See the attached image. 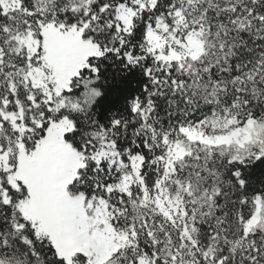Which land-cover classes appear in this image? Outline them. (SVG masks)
<instances>
[{"label": "snow or ice", "instance_id": "snow-or-ice-1", "mask_svg": "<svg viewBox=\"0 0 264 264\" xmlns=\"http://www.w3.org/2000/svg\"><path fill=\"white\" fill-rule=\"evenodd\" d=\"M0 264H264V0H0Z\"/></svg>", "mask_w": 264, "mask_h": 264}]
</instances>
